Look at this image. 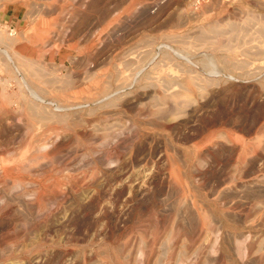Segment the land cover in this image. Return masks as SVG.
Returning <instances> with one entry per match:
<instances>
[{"label":"rangeland","instance_id":"374dc122","mask_svg":"<svg viewBox=\"0 0 264 264\" xmlns=\"http://www.w3.org/2000/svg\"><path fill=\"white\" fill-rule=\"evenodd\" d=\"M0 264H264V0H0Z\"/></svg>","mask_w":264,"mask_h":264}]
</instances>
